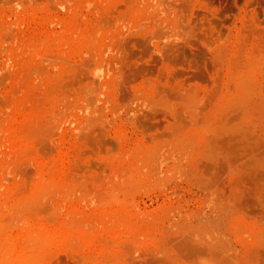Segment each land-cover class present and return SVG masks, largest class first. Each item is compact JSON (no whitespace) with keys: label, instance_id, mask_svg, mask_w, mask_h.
<instances>
[{"label":"rangeland","instance_id":"obj_1","mask_svg":"<svg viewBox=\"0 0 264 264\" xmlns=\"http://www.w3.org/2000/svg\"><path fill=\"white\" fill-rule=\"evenodd\" d=\"M0 262L264 264V0H0Z\"/></svg>","mask_w":264,"mask_h":264},{"label":"bare ground","instance_id":"obj_2","mask_svg":"<svg viewBox=\"0 0 264 264\" xmlns=\"http://www.w3.org/2000/svg\"><path fill=\"white\" fill-rule=\"evenodd\" d=\"M64 232H65V231H64ZM36 237H37V236H36ZM26 238H27V237H26ZM30 238H31V237H30ZM33 240H34V242H33V241H32V242L35 243L36 240H35V239H33ZM40 240H42V239H40ZM46 241H47V240H46ZM24 243H25V241H24ZM26 243H27V241H26ZM44 243H45V242H44ZM46 243H47V242H46ZM50 243H51V242H50ZM23 245H24V244H23ZM25 245H26V244H25ZM27 245H28V243H27ZM24 250H27V249L25 248ZM21 251L23 252V249H22ZM22 252H21V253H22ZM21 253H20V254H21ZM26 253H27V251H26ZM25 255H26V254H25ZM23 258H27V257H23ZM14 259H15V258H13V260H14ZM2 260H3V259H2ZM2 260H1V261H2ZM10 260H11V259H10ZM22 260H23V259H22ZM22 260H21V261H22ZM17 261H19V260H17ZM7 262H8V261H7ZM7 262H6V263H7ZM0 263H1V262H0ZM9 263H10V262H9Z\"/></svg>","mask_w":264,"mask_h":264}]
</instances>
